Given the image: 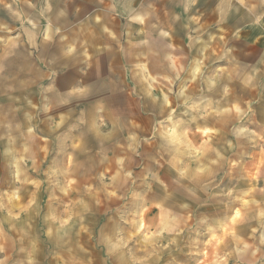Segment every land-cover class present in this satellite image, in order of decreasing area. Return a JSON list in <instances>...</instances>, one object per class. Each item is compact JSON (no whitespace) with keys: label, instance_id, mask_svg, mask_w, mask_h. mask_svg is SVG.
Returning a JSON list of instances; mask_svg holds the SVG:
<instances>
[{"label":"rangeland","instance_id":"obj_1","mask_svg":"<svg viewBox=\"0 0 264 264\" xmlns=\"http://www.w3.org/2000/svg\"><path fill=\"white\" fill-rule=\"evenodd\" d=\"M28 3L0 2V262L264 264V38L235 0Z\"/></svg>","mask_w":264,"mask_h":264},{"label":"clouds","instance_id":"obj_2","mask_svg":"<svg viewBox=\"0 0 264 264\" xmlns=\"http://www.w3.org/2000/svg\"><path fill=\"white\" fill-rule=\"evenodd\" d=\"M2 2V0H0ZM28 4V7H32L28 0H24ZM15 3V0H14ZM41 8V15H44L46 12L51 11V6L49 0H42V3L37 5ZM234 7L237 8V14L234 17L233 31L232 36L239 38L238 33L241 27H246L249 30V38L261 39L264 38V0H235ZM60 16H67V9H58ZM264 53V49L259 50ZM251 55V53H247ZM4 71L3 67H0V72ZM247 71L252 74V78L255 81L253 87L264 88V55H260L259 59L256 60L250 68H247ZM91 80L88 77H83L77 79L75 84L71 85L67 90L71 92L73 88L77 86L80 87H89ZM136 243L141 245L139 251L145 254L147 258L148 249L141 244V241L137 239ZM264 232H262L259 244H256L255 241L250 245H245L246 249H250L248 256L252 259L264 258ZM127 245H124L126 248ZM256 252H260V256H256ZM139 253H133L131 249L127 251H121L119 256L118 264H135V256ZM235 259L237 264H251L250 259H246L244 256L236 253ZM3 264V262H0ZM153 264H156L153 261Z\"/></svg>","mask_w":264,"mask_h":264}]
</instances>
